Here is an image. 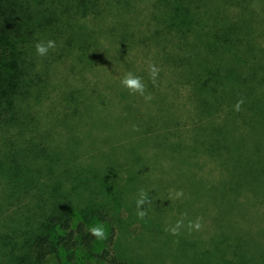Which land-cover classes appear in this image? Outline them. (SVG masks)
<instances>
[{
  "label": "trees",
  "instance_id": "trees-1",
  "mask_svg": "<svg viewBox=\"0 0 264 264\" xmlns=\"http://www.w3.org/2000/svg\"><path fill=\"white\" fill-rule=\"evenodd\" d=\"M139 23L143 27L137 29ZM104 34L123 50L130 44L154 50L171 89L197 102L194 126L211 119L220 124L230 116L249 126L264 122V0H0V231H9L0 232V250L7 264H45L53 256L60 264H76L82 250L122 264L114 252L116 228L109 227L100 253L89 229L93 221L114 220L111 210H91L76 223L64 187L70 178L43 155L44 148L81 147L71 124L84 107L83 90L70 84L53 102V71L72 57L71 72L92 69ZM48 40L55 48L38 56L36 44ZM241 99V110L235 111ZM47 102L60 106L53 113L63 118L55 126L41 123ZM60 125L66 132L58 131ZM233 166L230 173L243 180L264 178V170L251 167L248 159ZM15 205L21 211L8 214Z\"/></svg>",
  "mask_w": 264,
  "mask_h": 264
},
{
  "label": "rangeland",
  "instance_id": "rangeland-1",
  "mask_svg": "<svg viewBox=\"0 0 264 264\" xmlns=\"http://www.w3.org/2000/svg\"><path fill=\"white\" fill-rule=\"evenodd\" d=\"M99 40L92 69L80 74L77 67L71 72L72 57L53 71L57 89L53 102L70 84L83 90L85 108L71 124L81 147L44 148L43 154L57 173L67 172L65 177L71 179L64 187L76 223L91 210H111L114 220L89 225L90 230L103 229L95 251L105 249L109 227L114 226V252L122 264H264V178L249 182L230 173L236 162L247 159L251 167L264 170V122L249 126L230 116L220 124L211 119L202 127L194 126L199 120L197 102L171 89L173 82L158 66L161 58L153 55L154 50L134 44L123 50L107 34ZM119 54L122 57L117 58ZM150 63L159 69L155 82L150 79ZM128 72L142 79L150 101L121 84ZM52 105L41 106L40 118L41 123L55 126L63 117L54 114L60 106ZM171 130L177 132L168 134ZM58 131L66 128L60 125ZM216 144L231 153H219ZM70 171L78 176L72 177ZM117 190L121 199L116 204ZM179 191L183 195L176 197ZM142 192L145 203L138 206ZM9 211L15 215L21 209L15 205ZM140 211L145 212L143 218ZM197 218L202 228L189 230V221ZM179 220L183 225L178 235L166 230ZM0 232L9 233L5 228ZM0 264H7L3 250ZM45 264L60 263L53 256ZM76 264L112 263L82 250Z\"/></svg>",
  "mask_w": 264,
  "mask_h": 264
},
{
  "label": "clouds",
  "instance_id": "clouds-1",
  "mask_svg": "<svg viewBox=\"0 0 264 264\" xmlns=\"http://www.w3.org/2000/svg\"><path fill=\"white\" fill-rule=\"evenodd\" d=\"M55 48V42L52 40H48L45 42H38L36 44V53L38 56H46L50 49ZM159 73V69L155 66V64H149V75L150 79L155 82ZM121 84L125 86L131 93L135 94L138 93L139 95L143 96L146 101H150L152 99L151 94H146V85L143 83L142 79L138 76H134L131 72H128L125 77L121 80ZM243 104V99L239 100L236 105L234 106L235 111L241 110V105ZM183 195L182 191L176 193V197H181ZM145 193H141V198L138 200V206L143 205L145 203ZM138 215L143 218L145 215L144 211H140ZM186 215V214H185ZM183 225V220H179L176 223L175 227L170 229H166L170 231L173 235L179 234V229ZM189 230H200L202 228V223L200 219L197 218L195 222L189 221L187 225ZM93 235L97 236L98 238H103V229L101 227H93L91 229Z\"/></svg>",
  "mask_w": 264,
  "mask_h": 264
}]
</instances>
